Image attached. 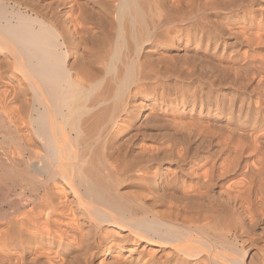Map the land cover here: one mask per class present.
Listing matches in <instances>:
<instances>
[{
  "label": "bare ground",
  "instance_id": "obj_1",
  "mask_svg": "<svg viewBox=\"0 0 264 264\" xmlns=\"http://www.w3.org/2000/svg\"><path fill=\"white\" fill-rule=\"evenodd\" d=\"M0 264H264V0H0Z\"/></svg>",
  "mask_w": 264,
  "mask_h": 264
}]
</instances>
